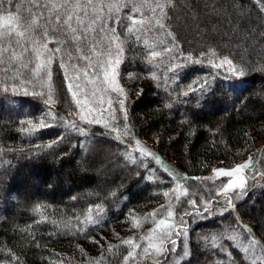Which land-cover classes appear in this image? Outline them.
Listing matches in <instances>:
<instances>
[{"label":"trees","instance_id":"1","mask_svg":"<svg viewBox=\"0 0 264 264\" xmlns=\"http://www.w3.org/2000/svg\"><path fill=\"white\" fill-rule=\"evenodd\" d=\"M17 3L21 18L35 14L36 43L29 32L16 35L22 29L15 21L11 40L0 41L6 49L0 51V264H153L143 256L141 239L133 245L120 240L132 217L144 221L139 228L172 222L175 237L187 230L170 255L176 264H264L258 215L264 211V178H257L244 201L228 208L222 201L223 214L216 217L198 219L186 200L174 205L180 178L206 177L215 162L227 167L263 157L264 0H13L11 11ZM65 7L77 31L64 25L54 33L60 25L44 20ZM77 35L81 40H74ZM41 41L61 51L41 49L38 61L33 48ZM116 43L122 47L120 73L131 76L134 89L124 111L131 133L121 139L73 116L65 81L67 69L100 71ZM13 48L16 55L10 56ZM85 53L90 61L80 59ZM225 57L243 77L213 67ZM46 59L52 77L42 83L30 69ZM86 63L93 67L85 69ZM50 92L53 101L46 104ZM137 140L155 147L144 149Z\"/></svg>","mask_w":264,"mask_h":264},{"label":"rangeland","instance_id":"2","mask_svg":"<svg viewBox=\"0 0 264 264\" xmlns=\"http://www.w3.org/2000/svg\"><path fill=\"white\" fill-rule=\"evenodd\" d=\"M203 25V24H202ZM201 26V25H200ZM118 47L120 49L119 54L117 55ZM114 53L113 55L109 56L107 61L103 64V67L100 70L99 77H94L92 75L85 76L83 71H74V70H66L65 76H67L66 84L69 82L73 84V91H75V85L80 84L81 85V91L76 93V99L80 100V104L77 105L75 100V112L73 113V116L80 121L83 124L86 125H93L100 128L105 129V125L108 126V128H111L112 125L116 124L119 127V130H123V124L124 121V110L122 111L120 109V105L118 101L120 99L125 100V105L127 101L129 100V97H131L134 93V89L132 86L131 76H124L120 73V67H121V54H122V47L120 44L116 43L114 46ZM119 59L120 63L116 64L115 61ZM221 61V60H220ZM220 61L216 63L218 67H215L218 70H222L223 72L228 73V75H231L232 77H235L238 75V73H234L231 66L228 65H220ZM111 62V63H109ZM104 69H107V81L104 79ZM79 77V79H77ZM91 81V82H89ZM115 89V90H113ZM121 89L123 91H121ZM72 95V94H71ZM88 109H92L91 112L88 111ZM81 116H84L85 119H81ZM92 120L93 123L89 124L88 121ZM96 121H99L97 123ZM142 144H138L140 147H144V149H152L155 147L153 142L150 141H141ZM261 159V164L259 165L258 161ZM219 162L214 163V167L212 172L206 176L201 177L199 179H180L179 184L182 183L183 186L188 185L187 187H181L178 188L177 193V199L174 202V205H180L183 203V200L188 201L189 207L192 209L195 208H203L205 203L210 204V211L206 214H203V216L199 215V218L202 217H216L217 215H220L223 213L224 210L221 209L222 205L220 206L221 202L223 201L224 207L228 208V197H234L235 192L233 190H229L226 193L222 191L224 185L229 180H235L238 178V176H247L249 177L248 183L246 185L248 191L245 196L235 198L233 199L232 205L237 204L241 201H244L248 192L251 190L253 183L250 179L251 175L257 173V172H264V154L261 158V155L259 156V159L256 155L246 158L245 160L238 162L237 164H234L233 166H227L222 167L218 164ZM248 163L249 168L242 170L239 174L234 173L232 177H223L218 176L217 173L214 171L219 168H224L226 170L228 169H234L238 167L239 165ZM117 165V164H116ZM115 165V166H116ZM119 168L120 166L117 165ZM186 182V183H184ZM187 189V191H185ZM217 193H220L217 195ZM191 201H195L196 206L193 207L191 205ZM219 202V203H218ZM211 204L213 207H211ZM230 206V205H229ZM152 209L151 211H154ZM227 209H225L226 211ZM259 218L262 219L264 224V211L263 213H259ZM148 221V220H145ZM141 223H144L140 218L138 217H132L127 223L126 229L123 231V235L121 236V241H125L124 238L131 241H138L142 240L143 243L140 245V248L142 249L143 256L149 257L150 255L151 262L152 260H163V256L157 251L160 247L167 248L165 242L163 245H161V242L159 240L160 233L165 230H171L172 232V238L176 239L174 236L173 230H172V222H165L164 225H155L156 227L153 228V225L151 226V229L147 228H139V225ZM129 225V227H128ZM137 230V231H135ZM139 232V234H136ZM147 232V233H146ZM126 234V236H124ZM135 244V243H134ZM130 245V244H128ZM133 245V242L132 244ZM147 249V251H145ZM153 263V262H152ZM167 264H176V261L173 259L168 260Z\"/></svg>","mask_w":264,"mask_h":264},{"label":"snow or ice","instance_id":"3","mask_svg":"<svg viewBox=\"0 0 264 264\" xmlns=\"http://www.w3.org/2000/svg\"><path fill=\"white\" fill-rule=\"evenodd\" d=\"M171 2V0H169V3ZM13 4V0H7V6H5V0H0V13H7L6 15H3V14H0V29H4V31H0V41H4L5 39H8L9 41L11 40V36H10V33H11V28H12V22L15 21L17 24L20 25L22 31L18 32L16 35L18 36H24L25 35V32H29V37L28 39L31 40L34 44L36 43L35 42V38L31 36V29L33 27V25L35 24V14H33V17H23L21 18L18 13H19V10H20V4L17 3L15 5V12L11 11L10 10V6H12ZM37 7H40L39 5H37ZM44 7L46 8L47 5H44ZM53 8H55V4L52 5ZM260 10L261 12H264V4L261 5L260 7ZM67 17V19H65L64 17ZM129 19H132L131 17H129ZM21 20L23 22H21ZM72 20V16L69 14V11L67 9V7H65V10L63 13H61L60 11H56L54 16H51V17H48L44 20V24H52L53 22H56L60 25V28L57 29L55 27H53L52 31L55 33L57 31H61L63 32L64 31V25H67L68 28L71 29V31L73 33H75L77 31L76 28L72 27V25L70 24V21ZM157 24H159L160 28L163 29L165 27V25L157 20L156 22ZM41 27H43V25H41ZM47 28L44 29V33L46 34L47 33ZM87 30H85V33H86ZM113 32H115V29L113 28L112 29ZM85 38H86V35H85ZM53 39H56V42H57V45H61L63 44V41L57 39L55 36L53 37ZM114 39H118V37H114ZM74 40L75 41H79L81 40V36L77 35L74 37ZM16 46H19V47H23V45L21 44V41L17 40L15 42ZM41 49H43L44 51H47V52H51V53H55V52H60L61 51V48L59 46H57L56 48L54 49H49L48 48V43L47 42H44V41H41L39 42L38 45H36L34 48H33V52H35V56H36V59L39 61L40 60V57L43 55V52L41 51ZM6 49H0V51H4ZM79 50V49H77ZM167 51H170L171 49H166ZM24 51H27V49L25 48ZM119 47H118V50H117V55L119 54ZM23 54V53H21ZM16 55V52H15V49L13 48L12 52L10 53V56H15ZM151 55L153 57H156V56H159L160 53L159 52H155L153 51L151 53ZM80 59H83L85 61H90V57L85 53V55L81 56ZM188 59H191V56L188 57ZM52 61L51 59H46L44 61H41V62H37L35 63L34 67L32 69H30V72L33 74V75H36V76H39L41 82L43 83V81L45 80V78H47L48 81H51V77H52V73L51 71L48 70L47 68V65L50 64ZM200 61L197 60L196 63H199ZM0 63H3V60L0 59ZM27 63H31V61L29 60ZM27 63L25 64V67H27ZM111 63V62H109ZM116 64H119L120 61L119 59H117L115 61ZM223 65H228V66H231L232 67V70L234 73H238L239 76L243 77L244 76V71L242 69H238L235 65H234V62L225 57L223 58L221 61H220V65L219 66H223ZM180 65H176V67H179ZM60 67L63 68L64 67V64L61 63L60 64ZM73 67H77V65H73ZM82 67H84L85 69L87 68H91L93 67L91 65V63H86L85 65H83ZM101 67H103V65H101ZM213 67H218V65L216 64H213ZM41 73H43V75H41ZM84 75L85 76H88L89 75V72L85 71L84 72ZM92 76L94 77H99L100 75V71L99 70H95L91 73ZM65 79L67 80V76L65 77ZM77 79H79V77H77ZM104 79L107 81L108 77H107V69H104ZM91 82V81H89ZM50 86V85H49ZM67 89L68 91L72 94V98L75 100L76 104L79 105L80 104V100L76 99V93L81 91V85L80 84H76L75 85V91H73V84L72 83H68L67 84ZM115 90V89H113ZM121 91H123L121 89ZM38 95H44V93H37ZM185 95H187V93H185ZM50 101H53V95L51 94V92L47 95L46 99H45V103L48 104ZM119 105H120V109L123 111L124 110V106H125V100L124 99H120L118 101ZM89 112L92 111V109H88ZM53 119H57L56 116H53ZM59 120L61 121H64L65 124H67L69 127L71 128H75L77 131L83 133L85 130L83 128H79L75 123H72V122H69V121H66L64 117H58ZM81 119H85L84 116H81ZM124 121L125 123L123 124V127L124 129L126 130L124 133L120 134L119 132V127L118 125L114 124L112 125L111 128H108L107 125H105V129L107 131H109L110 133H117V139H121V137L123 135H129L131 133V128L129 126V124L127 123V113L125 112V115H124ZM97 123H99V121H96ZM28 123H31V121H29ZM89 124L93 123L92 120H89L88 121ZM49 127L51 126V124L49 123L48 125ZM134 139V137H133ZM124 143H128V141H122ZM140 142L137 140L136 141V144H139ZM52 145H49V147H51ZM152 155L153 159L157 160L158 162L159 161V157L158 156H155V154H150ZM250 166L248 163H245V164H242V165H239L238 167L234 168V169H224V168H219V169H216L214 170L218 176H223V177H232L234 173L236 174H239L242 170L244 169H248ZM170 171V170H169ZM170 175L173 176V178H176L175 174L174 173H171L170 171ZM260 177V178H264V172H257L253 175H251L250 179L253 183V185H255L256 181H257V178ZM181 180L182 179H187V177H183V178H180ZM194 179H199L198 177L197 178H194ZM248 179L249 177L247 176H238L237 179L235 180H229L223 187L222 191L223 192H227L229 190H233L235 192V196L234 197H228L227 198V201H228V204L230 206H233L232 205V202H233V199L235 198H239V197H243L246 195L248 189L246 187L247 183H248ZM181 187H184L182 184H181ZM185 191H187V189H185ZM220 193H217V195H219ZM165 196L168 195V193H164ZM191 205L193 207L196 206L195 204V201H191L190 202ZM210 211V204L208 203H205L204 207H203V212H201L198 208H197V211H196V215H201L203 216V213H208ZM191 213H188L186 212L184 215H190ZM223 214V213H222ZM169 216H172V213L169 212L168 213ZM181 224H185L186 221L183 220V217H181ZM165 224V221L164 220H160L159 221V225H164ZM244 232L246 233H251L252 232V229L250 228H244ZM188 233H187V230L186 229H183V230H180L176 233V239L172 238V232L171 230H165L163 232L160 233V236H159V240L161 242V245H163L165 242H169L170 241V244H171V247L170 248H164V247H160L159 249H157V251L163 256V260H154L153 264H167L169 258H170V255L171 254H175L177 252V244H178V240L182 237H185L187 236ZM226 239H232L231 237H228ZM125 244H132V241L131 240H128V241H124ZM256 241H253V246L255 245ZM185 247V252H184V255L187 256L188 253H187V245L184 246ZM219 247V246H218ZM220 252H227L228 253V256L231 257L232 254L231 252H229L228 248L226 247H221L220 249ZM243 253L247 254L249 252V247L247 246H244L240 249ZM145 251H147V249H145ZM132 253L129 252V256H131ZM231 264H237V261L236 259H231ZM255 264V262H254Z\"/></svg>","mask_w":264,"mask_h":264},{"label":"water","instance_id":"4","mask_svg":"<svg viewBox=\"0 0 264 264\" xmlns=\"http://www.w3.org/2000/svg\"><path fill=\"white\" fill-rule=\"evenodd\" d=\"M246 199V198H245Z\"/></svg>","mask_w":264,"mask_h":264}]
</instances>
